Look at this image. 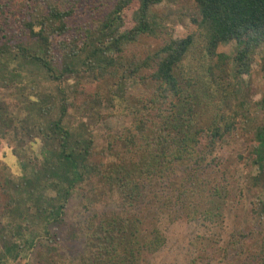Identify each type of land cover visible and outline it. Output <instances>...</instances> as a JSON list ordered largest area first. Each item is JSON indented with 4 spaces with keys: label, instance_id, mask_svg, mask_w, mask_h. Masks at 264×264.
<instances>
[{
    "label": "trees",
    "instance_id": "obj_1",
    "mask_svg": "<svg viewBox=\"0 0 264 264\" xmlns=\"http://www.w3.org/2000/svg\"><path fill=\"white\" fill-rule=\"evenodd\" d=\"M163 1L0 0L3 86L25 80L28 64L54 83L0 106V161L11 171L0 181V264H153L168 240L163 219L215 224L241 208L239 160L256 169L262 196L228 240L199 233L191 244L204 264H264V93L254 103L263 116L252 122L256 106L238 91L264 53V0H194L197 30L184 37L156 10ZM144 37L164 40L138 53ZM230 42L233 54L218 52ZM127 77L142 95L114 93ZM73 94L110 99L132 121L106 136L81 119L77 127ZM241 139L247 154L223 159L225 145ZM21 169L18 185L11 174ZM66 234L81 241L77 253L64 251Z\"/></svg>",
    "mask_w": 264,
    "mask_h": 264
},
{
    "label": "rangeland",
    "instance_id": "obj_2",
    "mask_svg": "<svg viewBox=\"0 0 264 264\" xmlns=\"http://www.w3.org/2000/svg\"><path fill=\"white\" fill-rule=\"evenodd\" d=\"M21 1L22 0H15L16 7H18L17 3L20 4ZM80 1L83 2L84 0ZM156 10L167 17V25L171 28V30H173L175 37H184L197 30V25L192 20V17L196 15L197 10V5L194 0H164L161 4L156 6ZM76 19L81 20L80 15L74 18L75 21H77ZM163 40V38L144 37L140 45H138V53H146L147 51L155 50L163 43ZM235 50L236 45L234 42L222 44L218 48V52H225L228 54H233ZM71 56L72 59L70 60ZM73 60L78 66L82 65L81 58L78 60V58L73 57V55H70L67 58L65 56V61H69V63H71ZM263 65L264 53L257 57V63L254 64V71L252 73L253 81L251 83L243 82L239 84L240 88L238 91L240 94L248 91L247 96L248 99L251 100L250 103L252 106L255 105L254 103L264 93ZM38 67V65L35 66L34 64L26 65V72H23L25 80L20 78L22 80L20 83H15V81L12 80L13 82H11V84L6 83V85H8L6 87L3 86L4 83L0 81V106L8 104L11 107H14L17 101L20 102V100H25L24 97L26 94H37L38 91L40 92V90H42V88H50V85H54V83H51L45 78L44 71ZM31 70H35V73H33L34 75L29 73ZM85 75L84 82L88 84V86L93 84L92 77L87 73ZM51 90H49V92H52ZM91 90H93V88L88 87L87 93ZM114 90L115 94H124L123 97L130 93L136 95L143 94L138 81L130 77L123 78L115 86ZM53 91L54 92L52 93H55L56 89ZM39 94L41 100H44L43 93ZM242 96L243 95H241V97ZM54 97L56 99L58 96L56 95ZM57 100L58 99H56V101ZM69 101L72 105L69 108V112H71L74 117L77 127L80 126L81 122L78 121L81 119L85 122H89L93 126L92 128L95 132H99L104 136L121 132L123 128L132 121V114L119 113L117 110L118 106H116V108L113 107L110 99H100L94 96L91 97L89 101L85 102V100L82 99V96H78V99H76L73 94V96L69 98ZM236 102V99L232 100L233 104H236ZM255 106V109H252L253 111L250 112L252 122H255V120H261L263 116V112L260 108H258L257 104ZM56 111L57 107L55 106V110H53L52 113H55ZM27 120L28 122L31 121L30 118ZM243 143L244 140L241 139L232 145H225L224 154L222 155L223 159L230 158L231 161H234L233 159H237L239 155L244 157L247 154V150L245 149ZM6 145L5 139L0 136V148L3 149ZM37 152H39V149H37ZM11 160L14 161V158L11 157ZM234 165L236 167L234 170L233 182L237 187L239 186L238 183H240L245 189V196L243 197V204L241 205V208H236L237 205L234 204L232 212H230L222 222L215 224L208 222L205 223L203 221H198L192 224L185 220L170 222L166 218L163 219L162 228L167 234L168 240L167 244L152 258L153 264H204L202 263V254H200V252L191 244L192 238L199 233H208L214 235L215 237L221 236L222 239L224 238V240H228L231 231L236 228L241 221L245 220L246 222L248 218L247 210H251L254 201L257 197L262 196V193L261 191L254 189L253 186L254 184L251 176L256 173V169L251 166H246V163L242 160H239L236 164L234 162ZM9 169L10 168L6 166V164L1 163L0 161V181L5 182V177L8 173H11ZM23 176L24 169L20 170V174H11L14 183L18 185L22 182ZM15 187L14 185L11 187V193L18 191L17 189H19V187L17 189ZM21 196L26 198L27 194H21ZM96 207H100V204L96 205ZM69 212V218L71 221H75L77 218L76 216H78L80 212V206L77 200L73 201L71 207L69 208ZM61 241L65 245L64 251L69 255L77 253L82 247L81 241L74 240L73 236L68 234L64 235L61 238ZM21 260V264H24L25 259ZM211 264L225 263L215 261Z\"/></svg>",
    "mask_w": 264,
    "mask_h": 264
}]
</instances>
